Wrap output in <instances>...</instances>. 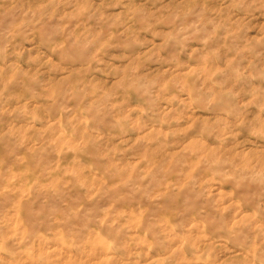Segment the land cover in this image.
<instances>
[{
	"label": "rangeland",
	"instance_id": "rangeland-1",
	"mask_svg": "<svg viewBox=\"0 0 264 264\" xmlns=\"http://www.w3.org/2000/svg\"><path fill=\"white\" fill-rule=\"evenodd\" d=\"M0 264H264V0H0Z\"/></svg>",
	"mask_w": 264,
	"mask_h": 264
}]
</instances>
